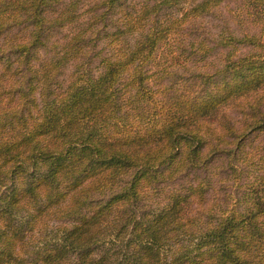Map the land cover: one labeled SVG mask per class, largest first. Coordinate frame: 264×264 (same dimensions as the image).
I'll return each mask as SVG.
<instances>
[{"label": "trees", "instance_id": "1", "mask_svg": "<svg viewBox=\"0 0 264 264\" xmlns=\"http://www.w3.org/2000/svg\"><path fill=\"white\" fill-rule=\"evenodd\" d=\"M221 1L103 0L86 16L80 0H0V264H264V161L231 203L196 173L218 153L233 170L229 109L264 130V46L229 36L255 49L212 81L159 82L161 66L151 83L147 67L159 15ZM59 27L70 35L51 41ZM94 32L107 50L89 56Z\"/></svg>", "mask_w": 264, "mask_h": 264}, {"label": "rangeland", "instance_id": "2", "mask_svg": "<svg viewBox=\"0 0 264 264\" xmlns=\"http://www.w3.org/2000/svg\"><path fill=\"white\" fill-rule=\"evenodd\" d=\"M103 0H80L79 12L89 16L91 9L97 12L104 11ZM125 5H137L144 0H126ZM152 1V0H148ZM124 5V6H125ZM186 2L168 8L166 12L159 15L162 24L167 25L166 42L162 41L156 51L154 60L150 59L147 67L150 69L149 75L151 83H156V75L153 73L156 69L164 66L167 71L159 80L166 83L167 80L178 81L179 84H190L193 81L197 83L203 78V75L211 74L212 81L218 75V69L221 68L229 56L240 55L254 50L253 45L245 42L230 41L229 36L238 38L253 37L256 44L264 46V3L251 0H223L217 5H213L208 11H204L196 16H187L184 20L180 16L186 9ZM90 10V11H91ZM119 10H116L118 13ZM113 15L114 12H110ZM153 21H149L147 25ZM100 26V24H98ZM100 28V27H98ZM70 29L59 27L52 31L51 41H63L70 35ZM94 34L88 33L84 42L85 52L89 56L101 49L107 50L104 45V38L95 39ZM102 49V50H103ZM88 57V56H87ZM84 60H86V58ZM97 56L90 61L95 67ZM70 63L63 67L61 77H66L72 70ZM96 71V69H94ZM169 80V81H170ZM264 107V105H263ZM229 118L237 128V134L240 136V148L234 155L233 162L235 166L229 169L222 162L220 153L211 157L208 168L197 170V175L209 177L211 189L208 196L220 202L226 199L231 203L234 197L238 196L245 189V181L252 173L249 166L251 162L263 163L264 161V130L247 129L242 130L245 123V117L235 109H229ZM250 163V164H249ZM188 178L192 174H181ZM217 190V191H216ZM215 193V194H213ZM156 195V194H155ZM227 195L230 196L227 197ZM157 196V195H156ZM152 199H158L152 197ZM225 204H223L224 206Z\"/></svg>", "mask_w": 264, "mask_h": 264}]
</instances>
